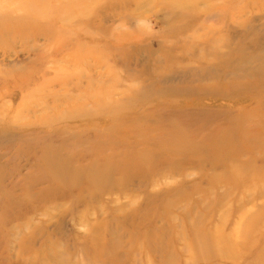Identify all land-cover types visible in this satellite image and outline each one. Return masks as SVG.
Wrapping results in <instances>:
<instances>
[{"label": "rangeland", "instance_id": "374dc122", "mask_svg": "<svg viewBox=\"0 0 264 264\" xmlns=\"http://www.w3.org/2000/svg\"><path fill=\"white\" fill-rule=\"evenodd\" d=\"M84 1H47L65 8L61 25L27 53L0 42V264H264V148L244 141L264 142V0L174 11L159 0ZM13 64L38 68L28 79ZM108 111L132 125L109 134ZM142 133L153 146L141 145ZM219 142L229 145L211 152ZM52 148L77 181L35 167ZM92 166L102 186L85 180ZM241 171L246 182L234 185ZM216 233L254 244L244 258L221 259Z\"/></svg>", "mask_w": 264, "mask_h": 264}, {"label": "bare ground", "instance_id": "6f19581e", "mask_svg": "<svg viewBox=\"0 0 264 264\" xmlns=\"http://www.w3.org/2000/svg\"><path fill=\"white\" fill-rule=\"evenodd\" d=\"M47 1H50V0H0V7L1 8L4 7V8H2V9H4L3 12L0 13V42H1L2 39H3V41L5 39H7L8 40V44L5 47H7L8 50L9 49H11V50L12 49H17L15 46L18 45L20 48H22L19 53H27L28 50H26V47H27V44L29 42H31V41L34 42L42 34H45L47 37H50V35H52L51 34L52 30L49 27H54V26H60L61 25L62 20L59 17V14L62 11V9H65V8H63V6L60 5V4L58 6L57 5L55 6V5L51 4V2L47 3ZM82 1H84V0H82ZM93 1H94V5L95 6L99 5V4H101L100 6H102L104 4L103 2H110L112 0H93ZM115 1L117 3H120V4H127V3L129 4L131 2H134L137 5H144L149 0H115ZM159 1L162 4H164V6L166 8H168L170 10H172V9L177 10V8H185V7L191 6V4L193 2H197V0H159ZM11 5H12L13 9H12ZM5 8H9L10 10L6 11ZM69 8H71V7H69ZM4 11H6V12H4ZM172 11H174V10H172ZM81 13L83 14L82 11H81ZM174 14L175 13H173V15ZM73 15H71V17ZM67 23H68V20L66 22H64V24H67ZM47 26H49V27H47ZM57 39H56V41H57ZM34 46H35V42H34ZM14 55H18V53L14 52ZM10 67H11V69L13 71H15L17 73H22L21 71L23 69H25V72H27L26 75H28V77H27L28 79L32 78V75H33L34 71H36V69L38 68V67H36V68H33L32 70L28 69V68H22L21 66H20L21 68H19L17 66V64L16 65L13 64ZM39 67H41V66H39ZM28 71H30V73ZM24 74H22V75H24ZM34 77H35V75H34ZM16 80L19 81V82L23 81L22 79H19V80L15 79V81ZM25 83L26 82H21L20 84H22V86H23ZM35 96H36V92H34V90H33L30 93H28L26 97L27 98L29 97L30 99H32ZM24 102L26 103L27 101H24ZM31 105H35L33 107L37 106L36 104H31ZM23 107L25 108V110H27L26 108L30 107V105L29 106L28 105L25 106V104H24ZM60 114H62V113H60ZM100 114H103V112L100 113ZM104 114H111V113L108 111L107 113L105 112ZM68 115L71 116L70 113ZM120 115L121 114H119V113L118 114H111V123H110L111 127L108 128L110 131H107V132H109V134L110 133H115L116 134L117 132H119L123 128V126L127 125V122H129L130 125H132V123L130 121H127V120H126L125 123H123L122 122L123 119L120 117ZM64 117H63V119H64ZM67 119H69V118H67ZM154 130H155V132L158 131V133L163 131L159 127L158 128L154 127ZM175 131H176V129H175ZM263 131H264V127H263ZM3 132L6 133V131H3ZM182 132H183L182 129L178 128V130H177L178 137H182ZM4 136L6 137V140H5L6 142H10L13 139L12 136L8 137L6 134ZM105 136H106V134H105ZM108 136H110V135H108ZM23 137H25V136H23ZM101 137H103V136H101ZM138 137H140V140H141L140 142H141V145L143 147H148V146L151 147V146L154 145L153 139L151 141V139H149L147 136H144L143 133L140 134ZM252 139H253V137H251V136L244 137V141H247L248 143H250V144H246L250 151H253V149L259 151V150L264 148L263 147L264 146V142L263 141L258 140L257 142H251ZM119 142H121V138H120ZM122 142H123V140H122ZM184 143H185L184 146L187 148V144L189 145V142L186 139H184L181 142L180 145H182ZM160 144H161V146L166 148L168 143H167V141H165V142L161 141ZM180 145H179L178 141H176V142L174 141L172 145L170 144V146H172V147H170V148L168 147L167 149H168L169 152L170 151H176V149H178V147ZM216 145H217V143L212 145V146H210V151L211 152L215 153L214 151H216V152L220 153L222 151L223 147L224 146H228L229 143L228 142H223V143L219 142L218 149H217ZM36 146H38L37 145V140L35 141V148H36ZM105 146H107V145H105ZM190 147H191V145H190ZM201 151H205V148L204 147L197 148V150L192 149V152H193L194 155L195 154H199ZM225 154H228V153L225 152ZM236 158L238 159V157H236ZM236 158L233 155H230L228 158L226 156L217 155L216 158H215V162L219 163V164L220 163H224L226 161H230L231 162V160H236ZM37 161H38V164H36V162L34 160L35 167L39 165V161H43L44 165L48 169L46 174L49 176V179L51 178L53 181H57L59 179V177L64 178L65 180H69L68 181L69 183L71 182L72 178H73V182L77 179V177L71 176V174H69V171L66 170L63 167L64 162L61 160V157L58 154V152L56 151V148H52V149L46 150L45 154L44 155L42 154V156L40 158H38ZM106 162H103V163H106ZM251 162H253V159L250 160V161H246L242 165V167L244 169L245 168L249 169L252 166ZM102 169L104 171L103 174H105V172H107V173L109 172V168L108 167H102ZM98 172H99V170L96 169L95 166L94 167L92 166V167H90V169H88L86 171V174H84L85 175L84 176L85 180H87V182L91 186H102L103 184H105L106 181L105 180L101 181L102 177L99 175ZM244 175H245V173L243 171H241L240 176L235 179L234 185H237V186L238 185H244L243 183L246 182V180H245L246 178H245ZM36 177H37V179H34L35 184L38 183L40 178H41V177H39V175H36ZM241 182H242V184H240ZM250 186L251 187H255L252 184ZM1 194H4V193L1 192ZM242 221H243V218H242ZM255 221L257 222V220L251 218V220L249 222H248V220L244 221L242 223V226H243V228L245 230H247L249 228H253L254 229L255 228ZM196 223H197V221H196ZM248 223H249V226H248ZM236 231H238L237 228H236ZM207 233L209 234V232H207ZM236 234H238V233L236 232ZM224 237L226 238V236H224ZM224 237L219 235L218 233H216L214 235V244L216 243L215 246L213 247L214 244L209 243L210 250L213 247V250H211V251H213L216 254H220V258L221 259L233 258V260L235 261V255H237L238 253L240 254V253H242L244 251L243 254L240 255V258H241L242 256H244L246 254L248 246L251 245V244H254L253 241H250V242H248V244L246 246H241V245H238V241H236L235 239L233 240V242H231V241L225 240ZM235 237H236V235H235ZM199 239L200 238H198V240ZM202 245H203V248H204L205 252L207 253V248H208L207 242L202 240ZM225 251L226 252L229 251L227 253H231V254L229 255ZM206 257L209 259V261L215 259V257L211 253L206 254ZM242 258H244V257H242Z\"/></svg>", "mask_w": 264, "mask_h": 264}]
</instances>
